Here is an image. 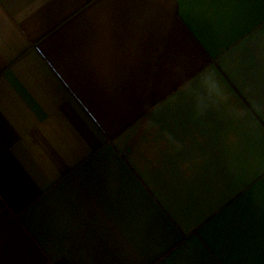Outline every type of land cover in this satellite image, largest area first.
Segmentation results:
<instances>
[{
    "label": "crops",
    "instance_id": "crops-1",
    "mask_svg": "<svg viewBox=\"0 0 264 264\" xmlns=\"http://www.w3.org/2000/svg\"><path fill=\"white\" fill-rule=\"evenodd\" d=\"M0 264H264V0H0Z\"/></svg>",
    "mask_w": 264,
    "mask_h": 264
}]
</instances>
